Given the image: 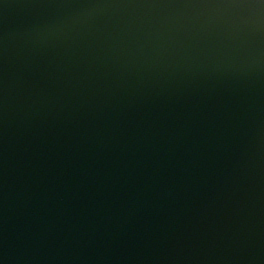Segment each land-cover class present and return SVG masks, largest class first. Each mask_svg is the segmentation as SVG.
<instances>
[{"label": "water", "instance_id": "95a60500", "mask_svg": "<svg viewBox=\"0 0 264 264\" xmlns=\"http://www.w3.org/2000/svg\"><path fill=\"white\" fill-rule=\"evenodd\" d=\"M0 264H264V0H0Z\"/></svg>", "mask_w": 264, "mask_h": 264}]
</instances>
